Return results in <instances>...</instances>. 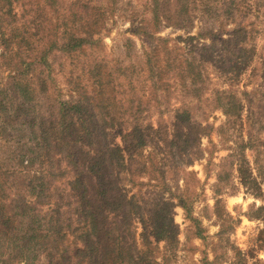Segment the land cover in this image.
Returning a JSON list of instances; mask_svg holds the SVG:
<instances>
[{
    "label": "rangeland",
    "instance_id": "rangeland-1",
    "mask_svg": "<svg viewBox=\"0 0 264 264\" xmlns=\"http://www.w3.org/2000/svg\"><path fill=\"white\" fill-rule=\"evenodd\" d=\"M181 4L188 6L186 18L180 17ZM146 29L153 39L144 34ZM90 33L95 42L54 62L52 79L42 89L40 81L34 82L40 91L38 111L28 114L36 120L57 113L60 101L78 99V91L89 89L93 63L107 64L121 102L115 125L107 127L110 145L126 150L119 190L143 197L134 211V237L128 236L135 239L138 253H147L157 264H264V211L258 210L264 207V0H12L11 6L0 0V89L7 91L11 71L3 64V53L13 54L25 36L37 53L46 40ZM150 53L158 57L159 69L153 73ZM192 63L194 71L197 66L203 73L197 86ZM78 81L87 88H79ZM231 99L240 105L227 111ZM0 100L10 96L6 92ZM139 102L142 110L137 112ZM182 109H188V120L178 117ZM6 122L0 112V162L18 167L19 154H25L32 160L31 173L45 174L49 181L41 216L53 213L56 204L73 215L72 168L60 155L53 163L47 160L46 149L37 146L41 137L30 132L34 124L40 135L38 122L17 127ZM134 125L145 136L148 169L143 158H131L128 151L133 147L126 136ZM251 137L255 146L245 144ZM240 145L245 147L238 154ZM242 157L252 177L241 171ZM50 167L60 170L53 176ZM222 170H230V178L221 185ZM159 202L171 204L172 245L154 237L152 244L144 242L142 214L150 219ZM72 240L71 252L76 248Z\"/></svg>",
    "mask_w": 264,
    "mask_h": 264
},
{
    "label": "trees",
    "instance_id": "trees-1",
    "mask_svg": "<svg viewBox=\"0 0 264 264\" xmlns=\"http://www.w3.org/2000/svg\"><path fill=\"white\" fill-rule=\"evenodd\" d=\"M6 1L9 6L12 5V0ZM156 4L160 5L157 1ZM179 8L180 17L186 18L188 6L181 4ZM139 28L143 30L142 26ZM144 34L148 39L154 37L148 29ZM14 36L19 34L14 31ZM6 41L3 39L5 44ZM93 42L92 33L70 34L61 41L46 40L42 47L37 48V53H34L36 50L33 41L25 36L17 42L19 48L13 54L3 53V64L11 70L6 82L10 100H0V112L7 119L6 124L17 127L22 123L30 125L38 122L40 135L34 129V124L30 132L35 139L41 137L37 146L46 149L47 160L53 163L56 155H60L58 159H63L72 168L74 179L70 181V185L77 200L75 204H69L74 208L73 215L72 210L62 211L61 204H56L57 208L53 213L41 216L42 198L45 197L49 184L47 176L38 172L32 174V160L29 161L22 152L18 156V167H5L0 162L1 264H13L14 260L26 264H157L149 259L147 253H138L135 239H128L130 234L134 237V211L137 209V202L142 201L143 197L138 193L129 196L119 190L120 170L125 166L126 150L123 146H111L107 131L108 126L115 125L117 108L120 110L121 103L115 97L112 78L108 75L112 69H108L103 62L93 63L89 68V89L83 93L78 91V99L60 101L55 109L57 113L52 112L48 117L40 118L37 115L35 120L28 114L38 111L37 95L40 91L34 87V82L40 81L42 89L52 79L54 62L62 63L66 54L79 53ZM54 52L59 53L51 58ZM157 58L155 53L148 56L149 71L152 73L156 68L159 69ZM116 69L120 70L121 64H117ZM195 69L196 71L193 66V83L196 85L203 73L197 66ZM76 85L87 88L80 81ZM195 90L199 92L200 87ZM6 92L0 89V95ZM8 102H11L10 105ZM111 105L114 107L111 108ZM131 105L134 106L135 101ZM239 105L235 99H231L225 103V108L229 111V108L235 109ZM140 110L141 102L137 105V112ZM188 112V109L179 110L177 114L180 120H188ZM126 137L133 147H126L131 151V158L140 156L144 167L148 169L142 147L146 141L143 130L139 125H134L131 134ZM254 142L255 138L251 137L245 144L255 146ZM244 147L245 145H240L236 153L241 154ZM36 155L40 156L38 152ZM241 160V171L248 170V176L252 177L245 158L242 157ZM44 163L41 160V164ZM229 163L232 165L234 160L231 159ZM54 170L60 168L50 167L48 173L54 176ZM218 177L221 185L228 182L230 170L218 172ZM177 196L181 205L190 213L182 196ZM170 205V202L154 203L150 219H145L142 214L144 242L148 245L153 243L150 237L168 245L176 241V228L168 213ZM258 210L264 211V207ZM71 236L74 237L72 241L76 246L73 252L68 244ZM2 257L4 258L1 259Z\"/></svg>",
    "mask_w": 264,
    "mask_h": 264
}]
</instances>
